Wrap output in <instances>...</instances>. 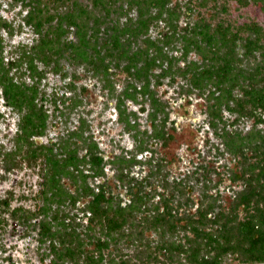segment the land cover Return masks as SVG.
Here are the masks:
<instances>
[{"label":"trees","instance_id":"trees-1","mask_svg":"<svg viewBox=\"0 0 264 264\" xmlns=\"http://www.w3.org/2000/svg\"><path fill=\"white\" fill-rule=\"evenodd\" d=\"M22 1L29 8L26 23L38 38L32 45H21L18 55L8 61L3 57L0 41V89L5 103L21 113L16 145L8 151L0 147V163L4 162L7 169L21 167L24 161L39 166V176L44 180L41 195L47 201L41 211L48 214L38 223L39 240L49 242L52 264H152L165 258L172 262L179 256H183V261H179L182 264H264V28L256 21L234 27L223 17L214 23L206 16L207 10L212 9L211 17L228 11L227 3L219 4L218 0H200L204 11L193 5L190 11L196 12L197 19L186 26L180 23L184 9L172 5L171 0H127L128 7H136V17L128 14L123 22L113 21L114 33L105 28V43L98 46L91 42L85 23L90 12L80 0ZM108 1L113 0H93L96 8L106 7ZM258 2L264 8V0ZM124 3L114 12H126ZM110 8L107 6L103 18L110 16ZM3 22L0 19V25L6 24ZM160 22L166 29L153 38L151 28ZM174 42L183 43L182 54L191 48L205 54L204 64L189 65L192 74L185 77L191 86L208 90L211 95L210 124L216 131L222 130L219 135L222 134L226 152L235 165L229 167V177L240 188L227 208H221L207 190L195 203L190 200L184 179L170 183L162 178L163 190L168 191V186L173 185L174 193L161 194L156 188L161 199L152 209L150 201L154 195L144 189L154 183V174L144 179L130 175L125 167L132 158H122L119 164L118 177L131 194L130 200L123 203L104 185L94 189L88 183L93 175L85 172V165L94 168L99 176L104 174L105 157L94 140L90 139L80 154V147L65 150L67 141L60 146V142L46 144L35 139L45 134L48 113L37 86L29 85L23 77L41 78L43 68L59 66L62 59H69L70 63H81L97 71H101L100 66L108 71L113 63L123 62L137 79L152 77L153 67L160 65L162 71L157 80L168 73L174 79L175 74L170 72L177 60L172 49ZM244 57L254 60L252 70L244 65ZM164 61L168 70L162 67ZM40 63L44 65L42 69ZM148 91L157 117L164 112L165 103L151 88ZM224 110L237 114L235 122H228ZM244 118L253 119L246 132L234 127ZM164 132L162 129L161 138ZM65 177L75 181V191L65 186ZM80 191L91 198L83 208L90 220L86 231L77 213L71 211L77 207ZM54 204L57 207L52 209ZM195 205V211H191ZM10 206L5 198H0V211H9ZM151 229L160 234L155 243L146 234ZM112 245L119 252L121 245L134 248V256L111 253Z\"/></svg>","mask_w":264,"mask_h":264},{"label":"rangeland","instance_id":"rangeland-1","mask_svg":"<svg viewBox=\"0 0 264 264\" xmlns=\"http://www.w3.org/2000/svg\"><path fill=\"white\" fill-rule=\"evenodd\" d=\"M80 1L90 12V17L85 23L89 35H92L91 42H95L98 46L104 45L105 38L102 36L105 37V28L111 29L114 25L113 21L123 22L127 20L128 14L132 17L137 15L136 7H128L127 0H113V3L108 1L106 7L102 8H96L93 0ZM199 1L171 0L172 5H177L185 11L180 19L182 26L197 19L196 12L191 13V8L195 6L197 10H205L199 5ZM123 2H126L124 3L126 12L123 11L121 14L117 13L118 10L114 12V9ZM218 2L227 3L228 11H222L219 17H211L212 9L207 10L206 16L214 23L223 17L233 26L235 25L234 27L256 21L264 28V8L258 0H218ZM107 6L111 7L110 16L103 18ZM28 9L22 0H0V19L6 22L0 25L2 38L0 41L5 61L15 58L21 45H32L38 38L33 27L26 23ZM164 29H166L164 22H160L152 26L150 33L156 38ZM111 32L114 33L112 29ZM70 35L76 39L73 33ZM93 35H97L95 39ZM182 47L183 43L180 42H174L172 47L173 53L177 55L175 65L173 64L175 69L170 71L175 74L174 79H171V74L168 73L167 76L159 78L160 81L157 80V76L162 71L160 65L153 67L152 77L137 79L125 69L123 62L113 63L108 71L101 66V71H97L81 63L73 64L69 59H62L59 66L51 65L47 68H43L44 65L40 63V69H44L41 78L23 77L29 85L37 86L38 96L43 97L48 113L47 130L43 136L35 137L36 141L46 144L60 142V146L67 141L65 150L80 147L79 153L82 154L86 143L90 139L94 140L105 157L104 174L99 176L94 168L85 165V172L93 175L87 179L88 183L94 189L104 185L108 191L118 195L123 203L130 200L131 194L126 183L118 177L119 164L122 158L129 160L132 158L134 160L126 162L128 165L125 167L129 168L130 175L144 179L150 173L154 174L151 179L154 183L145 186L144 189L154 195L150 201L152 209L161 199L156 194V188L161 194L174 193L173 185L168 186V191L163 190L161 184L165 180L162 178L170 183L184 179L189 189L190 200L195 203L207 190L215 197L221 208H227L235 191L240 188L229 177V167L234 168L235 165L226 152L222 134L219 135L222 130L216 131L210 124L208 108L213 101L211 95L209 96L208 90L199 91L191 86L188 78L185 77L192 74L189 65L195 67L197 64L199 66L204 64L205 54L191 48L185 55L181 52ZM239 51L242 53L243 49L240 47ZM243 61L246 68L252 70L250 68L254 60L244 57ZM163 63L162 67L168 70L167 62ZM149 88L165 103L164 112H159L157 117L155 114L158 111L151 101ZM235 94H238L237 90ZM165 114H167L166 120ZM224 114L228 122H235L236 113L231 114L224 110ZM20 120L21 113L5 103L0 89V147L3 146L5 151L16 145L15 136L19 130ZM164 120L166 124L162 126ZM252 123L253 119L244 118L235 123L234 127L246 132L252 127ZM219 128H222V124ZM162 129L165 131L163 138L160 136ZM60 146L56 145V147ZM123 164L125 163L121 165ZM4 169H6L5 163H0V198H8L11 206L9 211H0V239H4L5 242L8 240L13 221L22 222L14 216L13 207L19 206L30 210L32 214L29 221L23 223L26 229L19 237V245L14 243L3 246L0 242V264H10L8 259L10 254L15 259V264H52L49 242H40L37 226L34 225L36 221L48 216L41 211L47 201L41 195V182L44 180L39 176V166L24 161L21 167L12 169L11 173ZM74 182L73 179L64 178L65 186L71 191L76 190ZM79 193L77 207L72 208L71 211L77 213V219L86 231L90 220L83 208L91 198L81 195V191ZM56 207L57 204H54L52 209ZM195 207L196 205L191 211H195ZM94 228L96 229L95 226ZM146 234L154 243L160 239V234L153 229L148 230ZM179 238L180 236L176 237ZM89 247L92 248L93 245H88ZM133 249L124 245H121L120 252L113 245L110 248L111 253L117 251L120 255L127 252V255L132 257ZM181 260L183 261V256L177 257L172 262L165 258V261L156 260L152 264H182L179 262Z\"/></svg>","mask_w":264,"mask_h":264},{"label":"flooded vegetation","instance_id":"flooded-vegetation-1","mask_svg":"<svg viewBox=\"0 0 264 264\" xmlns=\"http://www.w3.org/2000/svg\"><path fill=\"white\" fill-rule=\"evenodd\" d=\"M6 168V167H5ZM3 169V168H2ZM12 169H16V168H11V169H4V171H7L9 173H11L10 171H12ZM6 192V190H5ZM9 203L10 201L8 200V198H5ZM13 214L14 216H17V218H19L18 220H22V222L20 221H13L11 223V228L9 229V233H8V240H5L4 239H0V242L2 243L3 246H6V245H9V244H14V243H17L19 245V237H21L24 233H25V229H26V226H24L23 223H25V221H29L28 219H30V214H32V212H30V210H26V209H22L21 207L19 206H16V207H13ZM40 222L39 221H36L34 224L35 226H37V234L39 235V231L41 230L40 229V226H38V223ZM3 251V250H2ZM9 262L10 264H15V259L11 256V254L9 255Z\"/></svg>","mask_w":264,"mask_h":264}]
</instances>
